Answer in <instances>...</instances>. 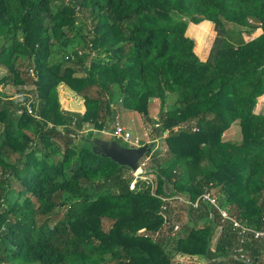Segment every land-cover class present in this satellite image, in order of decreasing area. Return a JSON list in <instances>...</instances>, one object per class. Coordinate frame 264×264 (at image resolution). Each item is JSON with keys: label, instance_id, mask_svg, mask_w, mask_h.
I'll return each instance as SVG.
<instances>
[{"label": "trees", "instance_id": "16d2710c", "mask_svg": "<svg viewBox=\"0 0 264 264\" xmlns=\"http://www.w3.org/2000/svg\"><path fill=\"white\" fill-rule=\"evenodd\" d=\"M205 21L199 57L185 32ZM0 40L3 85L34 87L0 93V264H228L238 249L258 260L264 240L220 210L264 228V0H0ZM60 85L82 115L61 108ZM154 101L156 145L138 163L154 193L131 191L133 171L94 154L93 133L118 109L151 122ZM235 122L242 141H221ZM205 191L216 207L184 203Z\"/></svg>", "mask_w": 264, "mask_h": 264}, {"label": "rangeland", "instance_id": "374dc122", "mask_svg": "<svg viewBox=\"0 0 264 264\" xmlns=\"http://www.w3.org/2000/svg\"><path fill=\"white\" fill-rule=\"evenodd\" d=\"M54 1H55L56 5H58L61 2V0H54ZM201 23H203V22H201ZM201 23L193 24V26H191V27L189 26L190 24H188L185 34H186V36L191 35V32H192L195 35V38L197 39V41L198 42L200 41L201 44L205 45L207 40H208V37L211 36V30L207 26L209 24L204 22V27H203L200 25ZM29 31L30 30L27 29L26 34H25V36L28 39V42H30L32 37H34V39H36L37 33H38L35 30H34V32L32 31V33ZM259 34H260V32L255 31L252 35L246 37V41H250V39L257 37ZM69 36L71 37L72 35L69 34ZM17 37H18L17 38L18 39L17 44L20 43L22 45L23 32L21 29L18 30ZM190 39H192V38H190ZM2 43H3V41L0 40V47H1ZM9 44H7V45H9ZM72 46L76 47V43L73 42ZM6 74H7L6 69L3 68L2 66H0V81L2 79H4ZM33 89H34L33 86H24V87L19 86L18 88H13L11 86L3 85L2 81L0 82V93H4L6 98H12V99L20 100V99L27 97L28 94H31V92H29V91L33 90ZM14 96H16V97H14ZM263 109H264V96H261V97H259L258 102L256 104L255 113H259ZM148 112H149V117L152 119L151 122L143 119V117H141L136 112H133L130 110L118 109V116H117L118 120L120 121L121 125L124 128H126L127 131H129L131 133L133 138H135V137L139 138V141H140L139 146H142L144 144H152L153 143L151 135L155 136V134H156L155 132H152L153 131L152 129H153V125L155 124V121H156L155 119L157 117V114L159 112V102L154 101L149 106ZM110 126L108 127V129L110 128ZM107 131H109V130H107ZM94 132L95 133H93V136H95L96 138L106 140V141H113L114 140V139H112L110 134L105 136L104 135L105 133L101 130L100 131L94 130ZM83 133H86L85 130ZM114 141H116L121 146H125V143L122 142L121 140L116 139ZM221 141L233 142V143H240L242 141V136L240 133V127H239L237 122L233 123L229 127L228 130H226L224 133H222ZM155 145L156 144L153 143V148L155 147ZM134 148H136V147H134ZM143 163H145L143 168H147V166H148L147 161H145ZM149 179H151V178H149ZM167 190H170V188ZM211 195L216 197L215 193H211ZM178 197L181 198L180 199L181 201H183L185 199L183 196H180V195H178ZM179 198H177V199H179ZM180 200H178L179 203H182ZM179 206L180 205L178 204V207ZM225 213L228 217L230 216V212L228 213L227 211H225ZM218 231H219V229H217L215 234H214V237H213V240L211 243L212 247H214V243H215ZM263 255H264V251L262 254V257L264 259ZM191 259H189V258L187 259V257L182 256V261L186 260L185 261V262H187L186 264H204L205 263L204 259H199L198 257H193Z\"/></svg>", "mask_w": 264, "mask_h": 264}, {"label": "built area", "instance_id": "2783aa9c", "mask_svg": "<svg viewBox=\"0 0 264 264\" xmlns=\"http://www.w3.org/2000/svg\"><path fill=\"white\" fill-rule=\"evenodd\" d=\"M252 40V39H250ZM26 112L29 115H33L34 111L30 103H26L24 105ZM157 126V125H156ZM110 132H108L112 138L121 140L125 144L128 145V147H138L140 144L139 138L135 137L133 138L131 133L124 128L120 121L116 118L114 122H112L110 127ZM145 163H141L138 165V169L132 172L133 179L129 185V189L132 191L136 187V183L139 181H142L145 183L146 186L151 187L152 193L153 191V182L151 179H149L148 176L145 175V168H143ZM202 202H209L211 205L216 207V199L215 196L211 195L210 192L205 191L203 194H201L194 202L192 201H184L187 205H191L192 208H197L198 204ZM218 209V208H217ZM221 217L224 219H229L233 223V226L235 228L239 229V234L244 236L247 234H252V237L254 240L262 239L264 240V228L263 229H252L249 226H246L244 224H241L240 220H237L231 216H227L225 213V210H220ZM176 230V229H175ZM243 238V237H242ZM244 239V238H243ZM188 259V258H187ZM177 261L179 263H187L185 261H182V258H178ZM232 261L238 262L239 264H255L251 258L247 255V253H243L242 249L235 250L233 254L230 256V260L228 264H233Z\"/></svg>", "mask_w": 264, "mask_h": 264}, {"label": "water", "instance_id": "95a60500", "mask_svg": "<svg viewBox=\"0 0 264 264\" xmlns=\"http://www.w3.org/2000/svg\"><path fill=\"white\" fill-rule=\"evenodd\" d=\"M152 144H144L139 147H124L116 141H106L94 138L92 141V151L96 155L108 158L121 166L128 167L131 171L138 169L139 161L151 151Z\"/></svg>", "mask_w": 264, "mask_h": 264}, {"label": "crops", "instance_id": "0c3cea01", "mask_svg": "<svg viewBox=\"0 0 264 264\" xmlns=\"http://www.w3.org/2000/svg\"><path fill=\"white\" fill-rule=\"evenodd\" d=\"M205 23L209 24L207 25L208 28H212V24L211 22L205 21ZM201 26L204 27V22L200 24ZM190 27L193 26V24L189 25ZM189 27V28H190ZM257 32H261V30H257ZM189 38H192L194 40V52L197 56H201L203 53V50L205 48V45L201 44L200 41L198 42L197 39L195 38V35L191 32V35H187ZM246 37L244 35L243 40L246 41ZM58 90V95H59V102L61 105V108L70 114L73 115H82L85 111V106H84V102L81 98H79L78 96H76V94H74L72 91H70L65 85H60L57 88ZM16 97V96H14ZM74 125L71 126V128L74 129ZM83 129L85 130L86 133L91 132L90 128H87V126H83ZM83 130V132H84ZM108 132H105V136L108 135ZM259 256H258V260L255 262L250 256L249 253H247V255L251 258V260L255 263V264H264V259L262 257L263 251L259 252ZM264 256V255H263ZM262 258V259H261Z\"/></svg>", "mask_w": 264, "mask_h": 264}]
</instances>
